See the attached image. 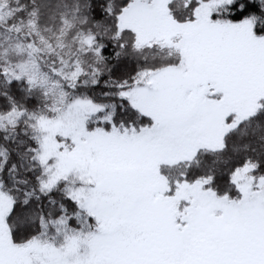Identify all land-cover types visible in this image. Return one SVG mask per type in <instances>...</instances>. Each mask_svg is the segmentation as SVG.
Here are the masks:
<instances>
[{"label": "snow or ice", "instance_id": "snow-or-ice-1", "mask_svg": "<svg viewBox=\"0 0 264 264\" xmlns=\"http://www.w3.org/2000/svg\"><path fill=\"white\" fill-rule=\"evenodd\" d=\"M0 264H264V0H0Z\"/></svg>", "mask_w": 264, "mask_h": 264}]
</instances>
